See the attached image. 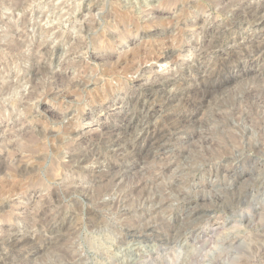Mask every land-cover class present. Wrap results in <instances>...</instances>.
Masks as SVG:
<instances>
[{
    "label": "rangeland",
    "instance_id": "obj_1",
    "mask_svg": "<svg viewBox=\"0 0 264 264\" xmlns=\"http://www.w3.org/2000/svg\"><path fill=\"white\" fill-rule=\"evenodd\" d=\"M249 8L0 0V264H264V155L231 149L264 109Z\"/></svg>",
    "mask_w": 264,
    "mask_h": 264
},
{
    "label": "bare ground",
    "instance_id": "obj_2",
    "mask_svg": "<svg viewBox=\"0 0 264 264\" xmlns=\"http://www.w3.org/2000/svg\"><path fill=\"white\" fill-rule=\"evenodd\" d=\"M249 10H250L249 12H251V13H249V15H251V14L258 15L259 13H262L264 11V8H253V9H250L249 8ZM177 38H178L177 34L176 33H173L171 35L170 40L171 39L175 40ZM255 45L257 47H260L261 46V42L257 41ZM263 47H264V45H263ZM248 92H250V91H248ZM257 97H259L260 99H264V93L259 94ZM190 102L191 101H189V99H188V102L185 101L184 103L185 104H188ZM252 134L255 135V136H258V138L256 137V141H254V140L251 139V135ZM160 135H161V128L160 129L159 128H156V126L153 129H151V130L147 129L146 130V134H145V136H153V137H156V138L160 137ZM242 139L244 141L246 140V142H245L246 144L242 141ZM248 146L252 147V149L254 151L260 153L261 155H264V109L261 111V116L259 117V119H257L255 121H253L252 123H250V126H245L242 129V134L240 135L239 140L234 145L231 146V149L233 151H241V152H243ZM209 161L208 160H204L203 163H201L199 166H196V168H198V169L200 167L206 168L207 164H209ZM194 168H192L193 171L196 169V168L195 169ZM215 168H217V166ZM254 168L256 169V171L258 173L261 172V175L259 176V179H257L254 182V184H251V185L247 186L245 189L246 190H250V191L254 189V190H256L255 192L257 193V189L260 191V189H262L264 187V161H262V163H256L254 165ZM192 169H189V171L192 170ZM256 199H258V195H255V197L252 200H256ZM259 200H262V198L259 199ZM259 202H261V201H259ZM253 203H255V202H253ZM254 209H256V208L254 207ZM261 209H263V208L261 207ZM191 213L194 214L193 212H191ZM192 214L188 215L187 217L192 216ZM259 214L264 217V209L261 210V212ZM187 226H188V224H187ZM263 226H264V224H263ZM179 227H181V226H179ZM182 227H184V226H182Z\"/></svg>",
    "mask_w": 264,
    "mask_h": 264
},
{
    "label": "clouds",
    "instance_id": "obj_3",
    "mask_svg": "<svg viewBox=\"0 0 264 264\" xmlns=\"http://www.w3.org/2000/svg\"><path fill=\"white\" fill-rule=\"evenodd\" d=\"M216 71V70H215ZM214 74V72H212L210 74V76ZM209 76V77H210ZM59 87L58 85H54L53 86V91L55 92V89ZM86 87V85H85ZM94 99L92 101H88L85 102V106H89L90 104L94 103ZM53 103L55 104L56 101L54 100ZM197 120H201V112L199 114V116L196 117ZM208 140V138L200 131L199 129V135L196 136L193 140L192 143H196L197 145H200L201 143L204 144V141ZM205 145V144H204ZM225 147H227V145H225ZM207 148V152L211 153V157L205 155V150ZM198 152L201 156L204 157L205 160H210V162L212 164H219L222 160L225 159V153L221 152L219 149L215 148L213 149L212 144H207L205 146H199L198 147ZM235 161H233L232 163H234ZM226 167H231L230 164L226 165ZM194 175V174H193ZM184 179H186V177H184ZM219 177H217L216 179L212 180V184H213V189H209L203 192V195L211 197L214 193L215 194H222L223 193V189H219V188H215V185L218 181ZM259 179V177H258ZM231 183V182H229ZM184 191H189V189L185 188ZM250 211V210H249ZM165 219H167V217H165ZM33 223H35V217L33 216ZM32 231L36 234H39V231L37 228H32ZM44 235L47 236L48 233L45 231ZM36 264H48V260L47 259H42V260H38L36 262Z\"/></svg>",
    "mask_w": 264,
    "mask_h": 264
}]
</instances>
